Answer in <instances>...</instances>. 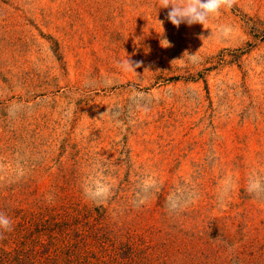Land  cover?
Returning <instances> with one entry per match:
<instances>
[{"label":"rangeland","instance_id":"1","mask_svg":"<svg viewBox=\"0 0 264 264\" xmlns=\"http://www.w3.org/2000/svg\"><path fill=\"white\" fill-rule=\"evenodd\" d=\"M158 6L0 0V264H264V0Z\"/></svg>","mask_w":264,"mask_h":264},{"label":"clouds","instance_id":"2","mask_svg":"<svg viewBox=\"0 0 264 264\" xmlns=\"http://www.w3.org/2000/svg\"><path fill=\"white\" fill-rule=\"evenodd\" d=\"M235 4L236 0H160L161 6H158L157 9H170L167 19L178 28L182 23L188 26L194 24L204 26L211 17L218 15L222 9H231ZM165 42L168 45V42ZM127 63L129 64L128 61ZM10 230V219L0 212V237Z\"/></svg>","mask_w":264,"mask_h":264}]
</instances>
